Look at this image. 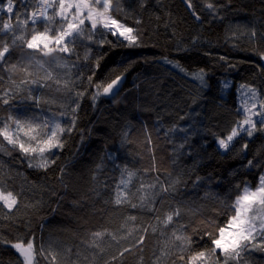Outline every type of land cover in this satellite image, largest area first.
<instances>
[{
    "label": "trees",
    "instance_id": "obj_1",
    "mask_svg": "<svg viewBox=\"0 0 264 264\" xmlns=\"http://www.w3.org/2000/svg\"><path fill=\"white\" fill-rule=\"evenodd\" d=\"M15 1L16 11L26 13L37 2ZM192 2L199 20L185 0H145L144 7L141 0H120L119 6L114 0L113 15L138 31L140 46L128 47L126 41L120 42L122 38L108 33L103 39L111 43L101 45L95 42L102 38L97 33L94 41H78L73 54L64 59L60 54L56 63L51 57L42 58L60 79L59 86L49 80L42 81L43 87L17 88L8 76L19 85L25 79L20 68L10 74L0 72L4 76L0 89L13 88L18 93L9 105L0 104V119L22 115L55 119L68 127L71 115L60 113H70L79 104L73 131L62 137L64 147L46 153L56 161L47 169L29 167L18 150L11 155L0 152V188L12 191L19 201L12 211L0 204V239L35 237L46 255L56 257L53 262L51 255L38 256V264H155L156 257L159 264H182L178 249L172 246L174 228L184 224L191 234L208 221L213 222L209 231L226 224L240 191L237 185L257 183L264 172V132L252 137L242 133L227 151L217 143L243 118L238 111L241 85L258 88L264 101V71L257 67L264 65L258 55L264 52V0H210L217 6L215 13L205 7V0ZM0 18L7 21L8 13L1 12ZM12 23L16 24L15 12ZM85 25L90 27L87 21ZM36 28L43 31V23ZM26 37L30 39V31ZM18 59L28 66L30 79L46 75L35 62L28 65L29 57L21 56L20 46L11 52V62ZM63 63L67 67L57 66ZM200 70L207 87L193 75ZM117 75H126L119 102L101 95L93 103L96 89L87 78L92 77L93 85L106 84ZM65 80L70 81L71 92L62 86ZM29 88L40 98L39 106L24 99ZM81 91L84 96L76 97L75 92ZM185 136L188 143L179 149ZM245 143L248 148L242 150ZM248 160L257 166L248 167ZM124 168L135 172L129 185L132 203L139 204L141 183L156 186L149 190L155 211L114 204ZM173 184L174 189L169 187ZM162 186L169 191H162ZM176 207L182 213L177 222L167 228L157 226L156 218L163 219ZM130 216L136 217L134 223ZM151 226H157L155 233ZM133 228H148V232L127 235ZM104 229L115 234L116 240L105 236L96 241L99 247L91 246L92 233ZM140 235H145L143 243L134 246ZM192 239L195 243L183 253L186 258L212 247L206 235ZM125 248L131 251L124 252ZM162 250L168 254L161 256ZM18 259L10 245L0 244V264H18ZM244 261L264 264V251L245 253Z\"/></svg>",
    "mask_w": 264,
    "mask_h": 264
},
{
    "label": "snow or ice",
    "instance_id": "obj_2",
    "mask_svg": "<svg viewBox=\"0 0 264 264\" xmlns=\"http://www.w3.org/2000/svg\"><path fill=\"white\" fill-rule=\"evenodd\" d=\"M185 2L187 7L192 10L193 16L199 20L200 16L197 14L192 0H185ZM20 3L22 5L31 4V0H20ZM116 4L119 6L120 0H116ZM144 4L145 0H141V7H144ZM205 7L212 13L217 11V6L210 0H205ZM49 9H54V12L49 14ZM4 11L8 13V20L3 21L0 18V23H2V27H0V72H8L10 74L13 70L20 68L25 74V79L20 80L19 85L12 79L11 75L8 76L9 82L17 88L22 85H39L43 87L44 83L42 81L46 82L49 80H53L58 86L61 85L60 79L54 77L53 72L46 67L42 58L51 57L52 62L56 63L60 54H64V56H60L61 59H64L66 55L73 54L78 41H94L97 33L102 38L95 42L101 45L106 42L111 43L103 39L105 34L108 33L117 37L118 40L122 38L120 42L126 41L128 47L140 46L138 31L133 27L127 26L113 15L114 0H37L30 13L16 11L14 0H6V4L4 0H0V12ZM14 12L15 25L12 23ZM21 16H24V18L21 19ZM57 17H59L58 21ZM85 21L88 22L90 27L85 25ZM29 23L32 25L30 29L28 28ZM38 23H43V31L37 30L36 25ZM136 23H140V21L137 20ZM29 31L31 32L30 39L26 37V33ZM251 36L255 38V30L251 32ZM18 46L21 47V56L27 55L29 57L28 65H32L35 62L36 65L44 69L46 75L42 79H30L32 73L29 71L28 66L22 65L21 60L18 59L16 62H11V52ZM25 49L32 50V52H25ZM258 55L264 61V52H260ZM84 59L87 60L88 56L85 55ZM221 59L225 58L221 57ZM57 66L67 67V64H57ZM176 66L179 67L178 64ZM257 67L264 71V65H257ZM193 75L200 81L202 87H207L203 70ZM87 79L89 85L94 86L96 89L91 95L93 103L101 95L107 97L114 104L119 102V97L121 96L119 84L122 79L120 75H117L106 84L96 83L93 85L92 77L89 76ZM3 80L4 76L0 75V82ZM69 85L70 81L65 80L62 86L71 92L72 88ZM224 87H228V82L224 83ZM240 87L242 89L247 88V91L242 93L241 107L238 109L243 118L237 121L236 125L231 128L224 138H217L219 148L225 151L229 149L235 138L242 133L252 137L256 132H264V101L259 103V110H257V103L255 102L257 100V90L245 85ZM32 92L33 90L29 88L28 95L24 99L30 100L36 106H39L41 100L38 96H34ZM249 93L251 94L250 96ZM17 94V92L13 91V88L0 89V104L9 105ZM84 94L85 92L82 91L75 92L76 97H83ZM123 95H126V93ZM249 100L253 102L250 104ZM78 107L79 104L76 103V106L70 109V113H60L61 116L71 115L72 119L68 127L62 126L55 119L41 121L36 117L22 115L9 114L6 118L0 119V137L3 138L0 141V152L11 155L12 150H18L28 160L29 167L47 169L51 164H55L56 161L50 159L46 153L52 154L53 149H62L64 147L62 137L65 133L73 131L76 123L75 113ZM175 130V128L169 129V131ZM180 131L187 132V129H180ZM187 143L188 137L185 136L184 142L178 146L179 149H183ZM247 148V143L242 145V150ZM33 161L37 162L33 163ZM247 166L253 167L257 165L253 164V160H248ZM97 167L101 166L98 165ZM124 173H126V178ZM134 176L135 172L127 168L123 169L122 178L117 185L114 204L120 206L127 203L132 208H148L149 211H155V198L149 193L150 189L156 187L154 184L145 185L141 183L140 188L137 190L140 193L139 204L132 203L130 200L132 193L129 185ZM200 179V177H197V182ZM180 182L179 178L175 181L176 184ZM169 187L174 189L175 184ZM237 188L240 191L230 205L232 214L228 217L224 226H217L209 231L207 229L212 227L213 222L208 221L203 229L193 228L191 234L188 233L187 226L184 224H180L178 228L173 229L171 233L172 246L178 249L180 253L178 259L182 264H246L244 261L245 253L253 250L264 251V174L259 176L258 184L254 189L247 183L243 187L237 185ZM161 190L169 191V188L162 186ZM18 203V197L12 191H5L0 188V204L4 208L12 211ZM181 214V209L176 207L166 213L163 219L157 217V226L162 225L163 228H167L169 225L175 224ZM128 220L134 223L136 217L130 216ZM157 226H151L153 233L157 231ZM133 231H142L147 234L148 228L129 229L127 235H131ZM193 235H200L201 238L205 235L208 236L212 247L197 251L186 258L183 253L191 249L195 243L192 239ZM105 236L116 240L115 234L107 229L95 231L92 233L93 241L91 246L99 247L96 241L102 240ZM144 239L145 235H140L134 246L142 244ZM0 244L10 245L15 250L19 258L18 264H38V256H43L47 259L48 255H51L52 261L55 262L56 260L55 255L51 253L46 255L44 246L42 244L37 245L35 237L25 240L21 236L17 237L15 241L0 239ZM165 248H167V245H165ZM128 251H131V248L124 249V252ZM217 252L220 253L219 256H217ZM167 254V251H161V256ZM120 255H123V252ZM159 260L160 257H156L155 264H159Z\"/></svg>",
    "mask_w": 264,
    "mask_h": 264
},
{
    "label": "rangeland",
    "instance_id": "obj_3",
    "mask_svg": "<svg viewBox=\"0 0 264 264\" xmlns=\"http://www.w3.org/2000/svg\"><path fill=\"white\" fill-rule=\"evenodd\" d=\"M4 3L6 4V0H4ZM14 3L16 4V1L14 0ZM49 11V14H52L53 12H54V9H49L48 10ZM4 13H7L6 11H4ZM0 14H1V12H0ZM23 18H24V16H23ZM59 20V17H57V21ZM119 20V19H118ZM121 21V20H120ZM122 22V21H121ZM85 23H86V21H85ZM124 23V22H123ZM126 24V23H125ZM127 25V24H126ZM127 26H129V25H127ZM130 27V26H129ZM228 82V86H229V81H227ZM243 85H245V86H250V87H253V86H251V85H249V84H243ZM253 88H255L256 90H257V100L255 101L256 103H257V110H259V103L260 102H262L263 101V98H262V94H260V91H259V89L258 88H256V87H253ZM227 89V88H226ZM247 91V88H241L240 87V107H241V97H242V93H244V92H246ZM251 94L249 93V96H250ZM253 101H251V100H249V103L251 104ZM254 119H256V117H254ZM224 150V149H223ZM262 174H264V172L262 173ZM250 187H252L253 189L256 187V185L258 184V182L257 183H254V182H252V181H249L248 183H247Z\"/></svg>",
    "mask_w": 264,
    "mask_h": 264
},
{
    "label": "water",
    "instance_id": "obj_4",
    "mask_svg": "<svg viewBox=\"0 0 264 264\" xmlns=\"http://www.w3.org/2000/svg\"><path fill=\"white\" fill-rule=\"evenodd\" d=\"M263 64H264V61H263ZM121 77H122V79H121V82H120V84H119V88H120V90L122 89L123 84H124V82L126 81V75H121Z\"/></svg>",
    "mask_w": 264,
    "mask_h": 264
}]
</instances>
